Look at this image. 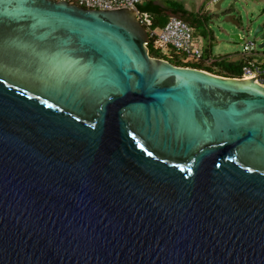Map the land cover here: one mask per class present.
<instances>
[{"label":"water","instance_id":"95a60500","mask_svg":"<svg viewBox=\"0 0 264 264\" xmlns=\"http://www.w3.org/2000/svg\"><path fill=\"white\" fill-rule=\"evenodd\" d=\"M138 12L0 0V264H264V85Z\"/></svg>","mask_w":264,"mask_h":264},{"label":"built area","instance_id":"2783aa9c","mask_svg":"<svg viewBox=\"0 0 264 264\" xmlns=\"http://www.w3.org/2000/svg\"><path fill=\"white\" fill-rule=\"evenodd\" d=\"M77 4L88 9L107 10L118 7H129L136 9V5L146 0H54ZM216 2L217 0H212ZM138 20L145 27L148 38L155 37L163 47L170 46L177 53L185 55L186 60H201L203 57V38L194 34L193 27L186 21L170 16L160 29H150L151 24L146 14H136ZM242 51L239 57L247 59V63L242 67L241 77H256L255 80L264 85V51L255 50L254 42L242 40ZM259 57L260 62L255 64V58ZM206 62H214L213 56L206 57Z\"/></svg>","mask_w":264,"mask_h":264},{"label":"trees","instance_id":"16d2710c","mask_svg":"<svg viewBox=\"0 0 264 264\" xmlns=\"http://www.w3.org/2000/svg\"><path fill=\"white\" fill-rule=\"evenodd\" d=\"M136 9L139 11V15L146 14L151 24L150 29H160L166 23L170 16H176L186 22H188L194 29V34L201 36L204 40L210 36V32L207 29V21L211 15L207 18L203 15L191 13L183 9V7L177 2H171L167 5H159L152 0H146L141 4L136 5ZM231 12H226L228 14ZM146 47L148 54L151 57L159 58L170 62L175 66L191 67L200 70H205L209 73L226 76V77H241L242 67L248 62L247 59L239 57L237 62L229 61L225 59V56H214V62L208 64L206 57H211L209 46H203V57L198 61L186 60L185 55L177 53L172 47H163L161 43L155 38L150 36L147 40ZM255 64L260 62V58H255Z\"/></svg>","mask_w":264,"mask_h":264},{"label":"rangeland","instance_id":"374dc122","mask_svg":"<svg viewBox=\"0 0 264 264\" xmlns=\"http://www.w3.org/2000/svg\"><path fill=\"white\" fill-rule=\"evenodd\" d=\"M210 10L213 13L207 21L210 36L206 38L205 45L209 46L213 57L225 56V59L237 62L243 43L232 40L230 34L233 33L239 34L240 39L244 41L254 42L258 52L264 51V48L258 47L263 40L252 35L258 24H261L264 30V0H220L219 8L215 9L212 4ZM226 12L235 16L238 25L224 21Z\"/></svg>","mask_w":264,"mask_h":264},{"label":"crops","instance_id":"0c3cea01","mask_svg":"<svg viewBox=\"0 0 264 264\" xmlns=\"http://www.w3.org/2000/svg\"><path fill=\"white\" fill-rule=\"evenodd\" d=\"M152 1L158 3L159 5H167L171 2H177L186 11L198 14L200 16L203 15L205 16V18H207L208 15L213 14L210 10V6L212 4H214V6H217L220 0H217L216 2H213L212 0H152ZM205 40H203L204 47H205Z\"/></svg>","mask_w":264,"mask_h":264}]
</instances>
